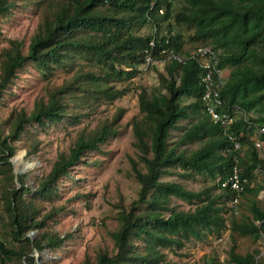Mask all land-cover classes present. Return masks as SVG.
Segmentation results:
<instances>
[{
	"label": "trees",
	"instance_id": "trees-1",
	"mask_svg": "<svg viewBox=\"0 0 264 264\" xmlns=\"http://www.w3.org/2000/svg\"><path fill=\"white\" fill-rule=\"evenodd\" d=\"M24 1L33 3L39 21L25 50L18 39H8L0 49V93L28 61L38 68L46 86L44 97L35 99L28 112L13 110L6 132L0 125V264H35V252L63 240L46 222L62 207L43 209L36 199L57 195V180L85 152L98 150L116 132L124 108H117L112 117L92 129L78 131L66 151L56 154L47 173L36 178L30 196H26L25 174L14 173L10 160L24 125L34 121L43 126L45 121L63 118L70 124L79 123L100 101L111 103L127 91L109 82L120 80L122 74L135 76L148 53L153 62L164 60V73H157L159 87L142 88L137 95L140 117L132 119V135L143 170L129 158L138 184L136 197L118 207V224L110 232L111 249L99 248L92 259L86 256L80 264H169L166 255L174 254L190 237L201 239L223 229L253 240L264 236V210L256 199H250V215L226 222L225 202L233 192L219 188V183L232 164L231 155L225 152L228 142L201 104L198 63L191 58L183 62L166 59L169 51L188 54L182 49L181 36L173 32L171 18L176 25L191 27L190 39L208 44L217 67L227 70L218 95L233 116L240 113L227 127L245 148L238 163L247 179L240 197L256 194L261 185L249 187L248 181L254 169L264 172V159L249 137L258 125L264 128V0H182L175 13L171 0ZM14 3L0 0V16H6ZM147 26L150 32L138 33ZM55 70L68 76L51 83ZM182 119L188 124L170 143L169 131ZM191 142L198 146L186 149ZM35 146L36 140L30 139L25 154L34 153ZM173 175H197L213 182L198 190L187 189L171 180ZM171 197L192 207L173 209L168 206ZM235 248V244L228 247V263L264 264L258 249L239 253ZM202 264L221 263L209 257Z\"/></svg>",
	"mask_w": 264,
	"mask_h": 264
},
{
	"label": "rangeland",
	"instance_id": "rangeland-1",
	"mask_svg": "<svg viewBox=\"0 0 264 264\" xmlns=\"http://www.w3.org/2000/svg\"><path fill=\"white\" fill-rule=\"evenodd\" d=\"M182 4V0H171V12L179 11ZM39 15L33 3L15 0L9 13L0 16V49L7 45L8 39H18L22 41V49L25 50L39 21ZM168 21L173 32L181 36L183 51L190 52L204 44L190 39L191 27L176 25L171 18ZM150 31L151 28L147 26L140 28L138 33ZM138 69L137 74L131 78L122 74L120 80L109 82L115 88L126 87L127 91L111 103L100 101L91 114L81 117L79 123L70 124L63 118L59 122L45 121L41 126L31 121L24 125L25 129L14 142L16 153L10 158L12 168L17 174H25L24 181L28 189L26 196H30L36 186V178L47 173L56 154L66 151L78 131L90 130L102 119L112 117L117 108H124L116 132L106 138L98 150L85 152L68 174L57 180V195L52 199H36L43 209L51 206L62 207L46 222L47 226L63 240L57 245L45 246L41 252H35V264H80L86 256L92 259L94 252L99 248L111 249L110 232L118 224V207L121 203L126 205L135 198L138 187L129 158L135 161L138 169L143 170V163L137 156L132 135V119L140 117L137 95L142 88L151 91L159 87L157 73H164V60L144 63L139 65ZM225 73L227 70L221 69L222 78ZM67 76L68 74L55 70L50 82L58 84ZM45 86L46 81L33 62L28 61L16 70V76L0 93V125L5 132L13 110L24 109L28 112L35 99L44 97ZM234 114L240 115L239 112ZM251 115L257 114L251 112ZM187 124V120H179L177 126L169 131L168 141L170 143L176 141L182 131L181 127ZM30 139L36 140L35 152L25 154ZM257 142L262 156L264 140L262 143ZM197 146L198 143L191 142L184 147L194 149ZM170 179L193 190L213 182L202 181L197 175L193 177L173 175ZM215 192L216 190H212V193ZM256 198L263 202L261 205L264 207V189L259 192V198ZM229 205L228 200L225 202L227 210L224 214L227 223L230 219H242L249 214L242 197L238 199L236 211H230ZM168 206L176 210L192 207L176 197L170 198ZM68 232L70 236L64 237ZM27 235L34 237L33 232H28ZM231 244H235V250L239 253L256 248L259 255L264 258V236L253 240L250 236L230 234L228 229H223L217 235L204 234L201 239L190 237L174 254L168 253L166 261L169 264H202L204 260L213 257L221 264H230L226 258Z\"/></svg>",
	"mask_w": 264,
	"mask_h": 264
},
{
	"label": "built area",
	"instance_id": "built-area-1",
	"mask_svg": "<svg viewBox=\"0 0 264 264\" xmlns=\"http://www.w3.org/2000/svg\"><path fill=\"white\" fill-rule=\"evenodd\" d=\"M161 12V10H159ZM150 47L153 42H149ZM174 58L178 62H183L187 58L194 59L200 69L201 74L199 78L200 85L202 86V93L200 96L201 104L206 111L209 120L212 123L217 124L222 132L225 134L228 141V147H226V153L231 155L232 164L230 165L229 172L224 180L220 183V188H228L232 190L233 196L230 198L229 209L236 211L239 196L241 195L244 185L247 182L246 177L242 176L237 166V151L240 148V143L236 136L231 131L227 130L228 125L234 120V116L226 110L225 104L219 98L218 89L222 82L221 70L217 67L215 62L214 51L210 46L200 45L193 51L188 52L187 55H177L172 52H168L166 59ZM153 62L150 59L149 53L145 58V63ZM258 130L264 132L262 126L258 127Z\"/></svg>",
	"mask_w": 264,
	"mask_h": 264
},
{
	"label": "crops",
	"instance_id": "crops-1",
	"mask_svg": "<svg viewBox=\"0 0 264 264\" xmlns=\"http://www.w3.org/2000/svg\"><path fill=\"white\" fill-rule=\"evenodd\" d=\"M260 135H261L260 131H253L249 138H250V140H252L254 142V145H255L256 150H257V155L260 158L264 159V154H262V156H261L259 149L257 147L259 145V144H257L258 143L257 141L262 143V141L264 140V137L262 138ZM244 150H245V148L243 147L242 151H241V155L244 153ZM261 173H263V174H261ZM248 183H249V187H256L257 185H261V189L256 194L247 193V195L245 197L241 196L245 202V206L247 207V210H248V207L250 206V199L251 198L256 199L259 206L261 207V209L264 210V207L261 205V204H263V202L260 199L256 198V197L259 198V192H261V190L264 189V172H262L258 168L254 169L252 172V177L248 181ZM248 215H250V213Z\"/></svg>",
	"mask_w": 264,
	"mask_h": 264
},
{
	"label": "clouds",
	"instance_id": "clouds-1",
	"mask_svg": "<svg viewBox=\"0 0 264 264\" xmlns=\"http://www.w3.org/2000/svg\"><path fill=\"white\" fill-rule=\"evenodd\" d=\"M159 10H161V12H162V9H159ZM159 12V11H158ZM161 12H159V13H161ZM213 124H215V123H213ZM259 126H262V125H258L257 126V128L256 129H258V127ZM263 127V126H262ZM255 129V130H256ZM232 132V131H231ZM223 133V132H222ZM260 133L261 134H264V132H261L260 131ZM223 135L225 136V134L223 133ZM234 136H236V135H234ZM226 137V136H225ZM236 138H237V136H236ZM238 139V138H237ZM227 140V139H226ZM239 141V140H238ZM228 142V141H227ZM240 143V142H239ZM226 147H228V143H227V146ZM225 150H226V148H225ZM241 151H242V146L240 145V148H239V150L237 151V159H238V161H237V166H238V163H239V156H241ZM226 152V151H225ZM239 168V167H238ZM230 169V168H229ZM241 174V173H240ZM225 179V178H224ZM223 179V180H224ZM221 183V182H220ZM220 183H219V188H220ZM221 189H223V188H221ZM240 197V196H239ZM230 201V200H229ZM231 211V210H230ZM234 212V211H233Z\"/></svg>",
	"mask_w": 264,
	"mask_h": 264
},
{
	"label": "water",
	"instance_id": "water-1",
	"mask_svg": "<svg viewBox=\"0 0 264 264\" xmlns=\"http://www.w3.org/2000/svg\"><path fill=\"white\" fill-rule=\"evenodd\" d=\"M14 173H16L17 171L13 170Z\"/></svg>",
	"mask_w": 264,
	"mask_h": 264
}]
</instances>
